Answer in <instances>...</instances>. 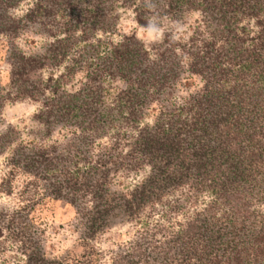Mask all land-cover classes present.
Instances as JSON below:
<instances>
[{
	"label": "trees",
	"instance_id": "trees-1",
	"mask_svg": "<svg viewBox=\"0 0 264 264\" xmlns=\"http://www.w3.org/2000/svg\"><path fill=\"white\" fill-rule=\"evenodd\" d=\"M20 1L0 0L10 44L0 106L7 86L11 99L40 104L43 136L59 128L68 137L27 151L19 143L6 159L0 195L15 207L0 210V234L22 257L16 264H98L92 242L111 220L135 219L182 187L188 193L171 212L202 193L209 199L177 227L142 229L111 264H263L264 210L252 204H264V0H32L7 15ZM116 4L132 11L135 29L161 16L199 19L187 43L164 34L146 49L134 32L100 38L113 32ZM32 26L46 41L26 53L13 42ZM184 79L200 84L164 105L160 96ZM8 137L0 135V150ZM143 167L135 184L113 188L118 173ZM70 220L76 237L49 252L41 226Z\"/></svg>",
	"mask_w": 264,
	"mask_h": 264
},
{
	"label": "rangeland",
	"instance_id": "rangeland-1",
	"mask_svg": "<svg viewBox=\"0 0 264 264\" xmlns=\"http://www.w3.org/2000/svg\"><path fill=\"white\" fill-rule=\"evenodd\" d=\"M31 1L21 0L15 7L7 10L6 14L10 16L22 15ZM112 14L115 15L113 32L109 34H98L100 38L116 41L119 39L120 34L134 32L137 39L145 45L146 49H149V44L160 41L164 34H166L171 42L187 43L193 27L195 23H198L197 20L199 19V14L196 12L182 14L180 18L175 20L167 16H161L156 20L151 19V28L143 30L135 29L133 14L128 7L118 4ZM248 24H251L250 21H248ZM44 41H46L45 38L38 35L36 28L32 26L28 28L26 35H19L14 39L13 43L21 50L29 53L39 49ZM9 46L10 44L6 36L0 34V79L2 81L8 70V65L5 63V51ZM174 53L176 54L175 58L181 57L182 55L177 46ZM52 71L53 73H57L60 71V68L53 69ZM48 73L49 70L44 69L41 71V76L45 77ZM73 79L72 83L66 86L67 89L75 88L77 82L82 79V76L79 73ZM199 84L198 79L195 81L192 79H184L179 83V86L175 85L172 92L168 95L167 100L164 99V93L160 96V101L164 105H170L171 103L177 104L181 102L182 98H185L190 92L195 90ZM4 88L5 90L2 91V94L7 92L10 98L3 101L0 106V135L6 132L9 136V142L4 144L0 150V176L6 170V159L10 155L11 149L19 146V143L24 146L22 150L27 151L32 144H49L68 137V132L65 129L59 128H54L48 136H43V126L34 120V114L39 109L40 104L28 98L11 99L12 94L9 87L5 86ZM149 119V117H145L144 121L148 122ZM125 130L129 131L128 129ZM101 141L104 142V139ZM147 169V167H143L142 170L137 172H129L126 174L118 173L113 178V188L125 189L132 186L141 179L145 172H147ZM18 183L15 181L13 184L14 187H17ZM14 191L16 192V189ZM187 193L188 191L185 187L178 188L171 195L165 196L160 203L154 206L153 210L145 209L135 219L130 221L118 218L111 220L110 225L96 236L92 242L94 247L101 253L98 264H111L114 255L118 251L127 249L137 233L144 228L148 229L155 223H161L166 227H177L178 223L185 221L194 209H200L209 199L208 193H202L197 196L196 202L193 205L185 206L184 210L171 212L169 205L173 201L180 205L183 203L184 196ZM14 207L12 196L0 195V210L12 211ZM252 208L264 210V204H252ZM63 219H71V214H66V216H63ZM71 223V220L67 224L61 225L57 221L56 223L47 221L41 226L44 232V244L49 252H61L76 237ZM3 236V234H0V264H16L17 259L21 260L22 257L15 250L14 243L4 239Z\"/></svg>",
	"mask_w": 264,
	"mask_h": 264
}]
</instances>
